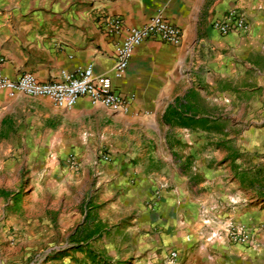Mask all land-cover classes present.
<instances>
[{"label": "crops", "instance_id": "crops-1", "mask_svg": "<svg viewBox=\"0 0 264 264\" xmlns=\"http://www.w3.org/2000/svg\"><path fill=\"white\" fill-rule=\"evenodd\" d=\"M28 1L24 8L20 0H0L1 75L16 79L32 73L46 83L92 65L129 100L127 112L115 113L88 98L63 109L49 98L0 91V137L39 129L82 164L78 172L47 171L42 183L58 176L74 187L78 206L88 191L98 196L93 236L75 250L114 264H170L171 251L180 253L177 264H264V155L252 152L250 163L243 164V154H237L231 168L196 172L183 168L174 149L164 154L154 135L209 129L212 97L226 103L251 97L264 113V0ZM234 9L243 13L249 31L222 35L212 24ZM102 15L118 16L131 27L162 15L182 30V40L179 45L144 42L117 78L120 38L105 31ZM180 113L188 126L180 124ZM263 121L249 134L257 145L264 143ZM195 141L187 137L184 143ZM104 147L111 161L94 160ZM193 159L187 153L182 161ZM60 200L67 208L68 198ZM207 219L219 223L205 225ZM84 223L70 235L76 239ZM229 223L254 232L259 247L211 237Z\"/></svg>", "mask_w": 264, "mask_h": 264}, {"label": "rangeland", "instance_id": "rangeland-1", "mask_svg": "<svg viewBox=\"0 0 264 264\" xmlns=\"http://www.w3.org/2000/svg\"><path fill=\"white\" fill-rule=\"evenodd\" d=\"M29 3L20 0L24 8ZM58 3L56 0L55 4ZM221 100L211 99L209 129L154 132L164 154L168 148L174 149L183 168L196 172L231 168L237 154H243V164L250 163L252 152L263 156L264 143L254 144L249 135L257 127L256 121L264 120L262 108L251 97L239 96L229 103ZM260 125L264 126V121ZM18 133L0 137V264H114L108 257L75 250L98 215L97 194L88 191L78 206L72 200L76 195L74 187L63 184L58 176L47 177L48 185L42 183L47 171L71 172L69 159L75 154L67 151L66 146L44 139L46 134L39 129H20ZM165 133L170 141L165 142ZM187 137L194 138L195 144L184 143ZM100 150L94 160L99 159ZM101 152L109 154L108 147ZM187 153L194 159L182 161ZM76 160L81 168V162ZM60 197L68 198L69 207ZM76 208L79 217L71 225ZM81 221L86 222V228L75 239L70 234Z\"/></svg>", "mask_w": 264, "mask_h": 264}, {"label": "built area", "instance_id": "built-area-1", "mask_svg": "<svg viewBox=\"0 0 264 264\" xmlns=\"http://www.w3.org/2000/svg\"><path fill=\"white\" fill-rule=\"evenodd\" d=\"M102 25L108 34L120 38L115 47V76L121 78L128 69L136 49L148 40H160L165 43L179 45L182 40V30L167 20L162 15H156L143 27L128 26L118 16L102 15ZM215 30L222 35L233 32L246 34L249 24L243 13L239 10L230 11L224 18L213 22ZM0 91H6L11 96L21 93L32 98H49L63 109H72L81 98H88L93 105L103 106L115 113L127 112L129 100L118 94L113 87L112 78L95 73L92 65L75 72H62L61 79L52 82H40L32 73L21 74L16 79H11L0 74ZM99 159L111 161L108 154L100 152ZM70 166L78 172L80 165L74 155L70 157ZM157 202L151 204V208L157 206ZM210 222L219 223L217 220L207 219L205 225ZM212 238L223 237L230 244L245 245L253 249L259 247L254 232L229 223L218 231H213ZM181 259L180 253H169L170 264H177Z\"/></svg>", "mask_w": 264, "mask_h": 264}, {"label": "trees", "instance_id": "trees-1", "mask_svg": "<svg viewBox=\"0 0 264 264\" xmlns=\"http://www.w3.org/2000/svg\"><path fill=\"white\" fill-rule=\"evenodd\" d=\"M176 117L180 120V124H182V125H189L188 123H187V121L185 120V114H183V113H180V114H178V115H176ZM84 225H85V223H84ZM97 229V228H96ZM100 229V228H99ZM98 229V230H99ZM82 233H83V231H82ZM93 236V233H92V231H88V234L84 237V240L82 241V242H85V241H88V239H90L91 237ZM74 237V236H73ZM79 243H80V240H79Z\"/></svg>", "mask_w": 264, "mask_h": 264}]
</instances>
